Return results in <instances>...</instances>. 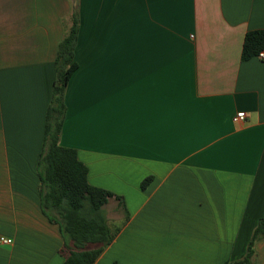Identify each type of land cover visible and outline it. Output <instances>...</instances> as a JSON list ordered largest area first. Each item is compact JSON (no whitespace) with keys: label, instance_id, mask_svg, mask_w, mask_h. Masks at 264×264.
I'll return each instance as SVG.
<instances>
[{"label":"crops","instance_id":"crops-1","mask_svg":"<svg viewBox=\"0 0 264 264\" xmlns=\"http://www.w3.org/2000/svg\"><path fill=\"white\" fill-rule=\"evenodd\" d=\"M73 6L59 144L124 202L104 206L120 229L93 264L242 259L264 216V61L241 51L264 0H0V264H64L37 165ZM253 249L264 264V236Z\"/></svg>","mask_w":264,"mask_h":264},{"label":"trees","instance_id":"trees-1","mask_svg":"<svg viewBox=\"0 0 264 264\" xmlns=\"http://www.w3.org/2000/svg\"><path fill=\"white\" fill-rule=\"evenodd\" d=\"M79 28L78 13L71 9L69 26L58 42L54 60L55 79L46 109L43 147L37 170L40 180L41 208L49 221L59 226L63 246L60 253L64 264H93L103 249L119 232V226L108 223L104 206L115 198L124 208L123 199L108 190L92 186L87 181V168L78 160L73 148L59 144L65 118V90L70 76L77 68L74 50ZM264 50V30L245 34L241 60H248ZM150 178L141 183L143 189ZM128 215L125 211V219ZM264 236V216L255 226L245 255L237 261L222 264H255L254 244Z\"/></svg>","mask_w":264,"mask_h":264},{"label":"built area","instance_id":"built-area-1","mask_svg":"<svg viewBox=\"0 0 264 264\" xmlns=\"http://www.w3.org/2000/svg\"><path fill=\"white\" fill-rule=\"evenodd\" d=\"M257 57H259L261 60L264 61V50L259 52ZM245 119H246V114L243 111H239V112L235 113V115L232 117V121L234 123L244 122ZM11 243H12L11 239L0 237V244L9 245Z\"/></svg>","mask_w":264,"mask_h":264},{"label":"rangeland","instance_id":"rangeland-1","mask_svg":"<svg viewBox=\"0 0 264 264\" xmlns=\"http://www.w3.org/2000/svg\"><path fill=\"white\" fill-rule=\"evenodd\" d=\"M111 209L112 208L109 207V206L106 207V214H108V212L110 213L109 215H107V216H109V218H108L110 220L109 223L111 224V226H115V224H118L119 223V221L121 219V216H117V214L114 213Z\"/></svg>","mask_w":264,"mask_h":264}]
</instances>
